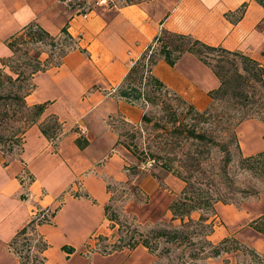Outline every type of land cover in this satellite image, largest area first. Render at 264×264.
<instances>
[{
  "label": "crops",
  "instance_id": "obj_1",
  "mask_svg": "<svg viewBox=\"0 0 264 264\" xmlns=\"http://www.w3.org/2000/svg\"><path fill=\"white\" fill-rule=\"evenodd\" d=\"M98 1L87 0L92 8L84 16L74 1L0 0V70L7 68L2 59L11 55L8 39L30 23H38L52 35L65 27L77 42L59 65L33 74L35 87L25 97L29 105L48 102L41 121L55 115L62 134L54 143L34 124L24 134L22 150L4 159L6 165L0 159V264H18L9 242L36 208L51 209L57 202L50 221L36 224L48 243L41 264L94 261L95 253L88 259L76 252L93 235L107 232V184L121 177L117 154L112 152L118 136L105 117L119 114L135 123L141 117L137 105L105 90L116 89L133 61L162 30L188 34L264 64V5L257 0H110L108 8L109 0ZM153 72L198 109L205 106L208 91L219 84L210 67L189 52L174 65L160 58ZM73 125L77 128L72 130ZM78 137L86 141L83 147L76 144ZM28 175L32 178L27 181ZM213 235H234L264 254V234L249 225H227L224 231L216 226ZM209 264L233 261L213 257Z\"/></svg>",
  "mask_w": 264,
  "mask_h": 264
},
{
  "label": "rangeland",
  "instance_id": "obj_2",
  "mask_svg": "<svg viewBox=\"0 0 264 264\" xmlns=\"http://www.w3.org/2000/svg\"><path fill=\"white\" fill-rule=\"evenodd\" d=\"M84 3L85 10L81 8L77 12L83 13L85 16L87 9L92 7L86 1ZM111 4L112 2L109 0L105 7L108 8ZM77 10L79 9L77 8ZM61 39L62 37H56L54 41L63 44ZM23 47L28 50V54L31 56L40 51L41 59L50 54L52 55V61H57L60 58L61 48H63L59 45L51 48L48 39L24 43ZM205 52L209 57L207 61L216 65L217 69L219 66L226 69L225 75H232L233 71L242 70L241 61L237 59L233 64L231 55H228L230 60L225 61L220 60L222 53L216 51ZM4 72L11 74L9 67ZM154 74L156 75V73ZM9 85L10 83L5 80L4 91L9 88ZM145 89L148 93H151L153 102L140 100L137 103H132L137 105L141 111V117H139L137 123L125 120L119 114H109L105 117V122L117 133L118 138L123 139L125 143L130 145L129 148H126L124 145L116 144V150L112 152L117 154L115 156V160L118 162L116 168L120 171L119 175L121 177L107 184L110 196L107 203L110 208L108 212L109 214L115 212L120 219V223L107 219V232L101 233V235H93L88 244L78 248L76 253L88 259L92 253H95L97 258L94 255V261H91V264H209V259L213 257H221L224 262L232 260L233 264H264V254L257 252L253 247L239 239L249 248H253L263 260L253 259L251 254L242 249L223 252L212 257L209 256L210 245L206 243L207 240L212 244H217L223 238L212 236L216 226L224 231L227 225H249V222L257 216H264V172H261V170H247L240 166L241 157L264 151V111L256 112L253 117L246 118L233 127L240 116L238 110H233V108L239 107L236 104L233 107L232 102H226L225 99H214L210 94L211 90H209L205 106L201 109L194 107L200 111L210 108L211 113L213 115L218 113L219 117L217 120L211 118L210 122H203L195 119L191 112H187L190 101L170 87H167L164 92H156L150 87ZM107 91L117 96L115 88L106 89L105 92ZM174 113L177 116L175 125L196 122L198 130L201 128L208 130V132L212 131L216 136L218 135V139L221 138L224 142H227L232 153V160L225 170L232 180V187L225 184L222 186V191L225 192L226 186L227 188L230 187V192L227 195L236 203L224 204L217 202L214 213L210 210H194L183 218H172V213L168 208L169 204L173 199L178 198L184 185L183 181L174 175L173 171H181L182 174L192 172L193 168L189 166L190 156L195 155L198 151H204L201 156L197 154V157L203 160L202 166L206 172L209 169V162L216 165L215 169H217L222 164L221 159L224 158V152L221 153L211 148L210 152H207V146L195 144L192 140L185 139L182 136L183 134H180V130L176 132L173 121ZM228 115L229 117H227ZM231 115L232 117H230ZM226 125L229 127L228 129L233 128L235 130L241 150L240 153L234 142H231V135L227 134ZM70 127H72V130L77 128L76 125ZM136 145L137 149H135ZM0 147L5 151V160L16 156V149L7 154L6 148L2 145ZM135 151L136 154H134ZM168 158H170V165L174 168L173 173L162 167V161ZM193 174V178L197 179L203 176L197 170ZM210 174L211 171H209ZM27 177V181L32 178L29 175ZM178 182L182 185L180 189L176 188ZM240 190L243 191L240 192ZM67 191L72 192L70 189ZM58 206L59 202L51 208L53 214L55 212L54 208L56 209ZM201 215L206 218L205 221H200ZM112 224L114 226L110 227ZM206 224L213 226L211 232L209 231L210 228L204 226ZM118 225H120V228H118ZM161 228L178 229L182 231V234L176 241L169 242L161 238H150L148 234L150 229ZM130 236H133V241L134 239L148 237L150 244L155 249L150 251L142 244L128 249L124 244L130 241ZM26 237L28 238L20 236L14 242L13 248L18 250L16 253L12 252L11 249L10 251L17 259L20 260L19 255H21L22 259L28 257L27 261L31 262L37 254L38 240L32 236ZM118 246L123 249L113 251ZM104 250L109 252L106 254ZM110 253L119 255L99 257L100 254L107 256ZM72 264H76V261L73 260Z\"/></svg>",
  "mask_w": 264,
  "mask_h": 264
},
{
  "label": "trees",
  "instance_id": "obj_3",
  "mask_svg": "<svg viewBox=\"0 0 264 264\" xmlns=\"http://www.w3.org/2000/svg\"><path fill=\"white\" fill-rule=\"evenodd\" d=\"M139 1L141 0H125L126 3H137ZM257 1L264 5V0ZM56 37H62L61 40L63 44L61 41V44H59V41L55 42L54 40ZM44 39L49 40L51 48L57 45L63 47L61 48V56L57 61H52V55L50 54L41 59L40 51H37L35 55L31 56L28 54V50L23 47L24 43L38 42L43 41ZM7 45L11 50V55L2 59V65L9 67L11 74H6L3 69L0 70V145L6 148L7 154H10L14 149H16L17 152H20L23 146L24 134L26 130L34 124L38 125L40 131L46 138L55 143L62 134L61 123L58 118L52 114L41 121L42 114L48 102L29 105L27 104L25 97L35 87L32 82L33 74L38 71H43L48 67L59 65L62 57L68 51L77 47V42L68 33L65 27L60 30L58 35L54 36L42 28L38 23H30L23 27L19 32L12 35L8 39ZM205 51L222 53L223 55H221L220 60L225 61L230 60L228 55H231L233 57V64L235 60L239 59L242 63V70H235L232 75H225V68L223 69L219 66L217 69L216 65L207 61L209 57ZM185 52L194 54L200 61L209 66L218 78L219 85L217 88L210 91L211 96L214 99H225L226 102L231 101L233 107L234 104L239 107L233 108V110H238V114H240L237 121L233 124V127L242 120L253 117L256 112L264 111V64H260L242 53L230 51L221 46L206 44L188 34L166 30H162L157 34L141 55L133 61L128 72L116 87V95L128 103H137L140 100L144 102H153V98H151L152 95L146 91V87H150L156 92H164L167 89L166 84L153 72V68L157 61L162 58L167 64L174 65ZM5 80L10 83L9 88L6 89V91L3 89ZM209 109L210 108H206L200 111L190 102L187 107V112H191L195 119L202 120L203 122H210L209 120L211 118L217 120L219 117L218 113L213 115ZM174 116V130H176V132L177 130H180V134H183L182 136H184L185 139H190L195 144L207 146V152H210V148L221 153L224 152V158L221 159L222 164L219 165V168L217 169H215L216 165L209 162V169L206 172L202 166L203 160L199 159L200 157H197V154L201 156L204 151H198L195 155L193 154L190 156L191 161L189 166L193 168L192 172L182 174L181 171H173L174 175L182 180L184 185L178 198L173 199L169 204L168 208L172 213V218H183L194 210H210L214 213L215 204L217 202H222L224 204L236 203L235 200H232L231 197L227 195L230 192V187L227 188L226 186L225 192L222 191V186L225 184L232 187V180L225 170L232 160V153L229 150L227 142H224L221 138L218 139V135L216 136L212 131L208 132V130L201 128L198 130L196 122L193 124L180 123L175 125V122H177V116L175 113ZM227 117H229V115ZM230 117H232V115ZM228 128L229 127L227 126V134L229 133L231 135V142H234L240 153L241 150L235 130L233 128ZM76 144L79 147H83L86 144V141L81 142L78 137L76 139ZM116 144L124 145L126 148L130 147L129 143H125L121 138H118ZM137 148L136 145L135 149ZM134 154H136V151ZM4 155L5 151L0 147V159L4 160ZM263 160L264 151H260L254 155L241 157L240 166L247 170H261V172H264ZM2 163L6 165L7 161L4 160ZM161 164L162 167L169 172L174 170L173 166L170 165V158L167 160L164 159ZM195 170H197L198 173L203 174L202 178H193V172ZM209 171H211L210 175ZM242 191L243 190H240V192ZM243 193L245 194V191ZM109 209V205H105L106 218L109 221L119 224V217L115 212H110L109 214ZM52 216L53 213L51 214V217ZM205 220L206 218L201 215L200 221ZM49 221L50 219L47 221H37V223H35L34 218H32L9 242V248L12 252L16 253L18 250L13 248V244L20 236H25V238H28L26 236H32L38 240L37 254L32 261L28 262V257L22 259V256L19 255L21 259L19 260L18 258V264H41L44 262V250L48 247V243L36 230V224ZM113 226V224L110 225V227ZM118 226V228H120V225ZM204 226L210 228V232L213 229L212 225L206 224ZM249 226L264 234V216L261 215L251 220ZM148 234L150 238H161L162 240L169 242L176 241L182 234V231L178 229L161 228L150 229ZM129 238L130 241L124 244L128 249H132L138 244H142L150 251L155 249V247L150 244L148 237L144 239H134V241L132 239L133 236H130ZM206 243L210 245L209 256L212 257L218 256L223 252L242 249L251 254L253 259L259 261L263 260L253 248H249L232 235L223 237L217 244H212L207 240ZM125 246L123 247L125 248ZM64 249L68 252L74 250L72 247H64ZM115 249L121 250L123 248L118 246V248H114L113 251H116ZM108 252L109 251L104 250V253L107 254Z\"/></svg>",
  "mask_w": 264,
  "mask_h": 264
},
{
  "label": "built area",
  "instance_id": "obj_4",
  "mask_svg": "<svg viewBox=\"0 0 264 264\" xmlns=\"http://www.w3.org/2000/svg\"><path fill=\"white\" fill-rule=\"evenodd\" d=\"M68 1H74L77 4V8L79 9V11L81 8L85 10L84 1L87 2V0H68ZM98 2L103 3V2H106V0H99ZM52 212L53 210L51 211L50 208H40V209L36 208V210L33 213L32 218H34L35 223H37V221H47L48 219H51Z\"/></svg>",
  "mask_w": 264,
  "mask_h": 264
}]
</instances>
